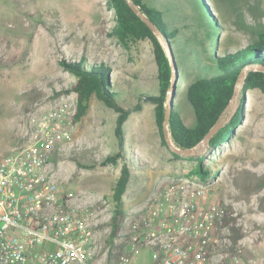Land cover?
Instances as JSON below:
<instances>
[{
  "label": "rangeland",
  "instance_id": "374dc122",
  "mask_svg": "<svg viewBox=\"0 0 264 264\" xmlns=\"http://www.w3.org/2000/svg\"><path fill=\"white\" fill-rule=\"evenodd\" d=\"M144 3L164 11L169 34L178 29L170 48L165 46L174 57V75L179 80L172 95L185 124L194 127L196 117L187 100L189 85L218 71L216 55L237 52L257 40L264 30V0ZM115 24L106 0H0V155L22 145L31 114L62 96H74L76 101L73 93L55 95L74 82L61 67L62 60L86 58L90 64L109 65L112 84L124 94L127 107L136 105L140 95L156 93L157 66L151 43L122 45L109 36ZM236 113L237 128H231L229 141L215 154L207 144H200L193 155L175 158L170 147L161 143L154 105L145 103L125 124V159L118 167L89 169L118 151L117 114L93 97L87 115L73 124L72 144L56 154V171L67 189L102 196L112 210L111 196L121 166L131 164V182L124 196L128 213L160 190L167 179L196 177L209 184L211 202L224 206L225 222L243 264H264V94L251 90L243 98L239 90L221 121L226 125ZM169 140L175 145L170 133ZM199 159L218 172L215 178L205 182L189 174ZM105 228L100 227L99 237H106ZM128 240H117V250L130 252ZM131 253L134 264H153L149 247L139 246Z\"/></svg>",
  "mask_w": 264,
  "mask_h": 264
},
{
  "label": "built area",
  "instance_id": "2783aa9c",
  "mask_svg": "<svg viewBox=\"0 0 264 264\" xmlns=\"http://www.w3.org/2000/svg\"><path fill=\"white\" fill-rule=\"evenodd\" d=\"M75 111L74 96L54 100L29 116L22 145L0 156V264H134L139 246L151 249L153 264L244 263L224 206L196 177L167 179L108 244L110 202L67 189L55 167L56 154L73 142ZM125 238L130 252L117 250Z\"/></svg>",
  "mask_w": 264,
  "mask_h": 264
},
{
  "label": "trees",
  "instance_id": "16d2710c",
  "mask_svg": "<svg viewBox=\"0 0 264 264\" xmlns=\"http://www.w3.org/2000/svg\"><path fill=\"white\" fill-rule=\"evenodd\" d=\"M131 1L153 22L164 36L170 48L171 39L175 37V32L177 33L178 29L175 28L176 31L173 34L167 32L168 24L164 20V11L146 5L144 0ZM106 4L108 9L114 11L116 20V24L109 33V36L116 37L124 46L140 41H149L151 43L154 61L157 66L158 87L156 93L140 95V101L136 105L127 107L124 94L120 95V88L112 84L113 70L109 65L106 63L90 64L86 58H81L78 61H60L61 67L74 78V82L69 88L57 92L55 95L75 94L76 111L72 117L73 124H78L87 115L93 97H96L117 114L115 136L117 138L118 151L107 154L100 161L92 163L87 167L89 169L109 165L118 167L119 163L125 159V124L133 113L143 109V104L145 103L154 105L155 124L161 136V143L164 146H168L164 132V121L169 90L174 80L170 55L157 35L133 12L127 0H106ZM205 6L208 11L207 5ZM210 27L212 28V26ZM215 63L218 68L217 72H213L212 70L207 77L197 79L187 89V100L192 106L196 117L194 127H189L185 124L174 101L175 95L171 101L169 133L171 134L173 143L179 149L188 150L195 148L201 143L205 135L221 120L235 96L239 75L245 67L251 65L264 66V30L260 31L257 34V40L247 47L224 56L216 55ZM175 85V89L178 90L179 80L176 81ZM251 90H259L264 94L263 73L251 72L247 75L240 90L242 97L245 98ZM239 112H242V109ZM238 124V113H236L207 142L209 151L215 154L221 148V145L227 143L231 135V128L235 130ZM172 154L175 158L182 157L173 152ZM130 166L131 164L127 162L122 164L120 174L113 187L111 196V203L113 205L110 220L111 232L107 238V243L111 245L119 237L122 224L128 215L125 209L124 196L131 182L132 172ZM212 168L204 163V159H199L196 168L189 172V174L198 175L201 180L207 182L217 176L218 172H215Z\"/></svg>",
  "mask_w": 264,
  "mask_h": 264
},
{
  "label": "water",
  "instance_id": "95a60500",
  "mask_svg": "<svg viewBox=\"0 0 264 264\" xmlns=\"http://www.w3.org/2000/svg\"><path fill=\"white\" fill-rule=\"evenodd\" d=\"M128 4L130 6V8L133 10V12L135 14H137L141 20L157 35V37L160 39L162 45L165 47L166 46V40L164 38V36L160 33V31L156 28V26L153 24V22H151L147 16L141 12V10L135 6V4L131 1V0H127ZM171 53V50H170ZM170 58H171V62H172V71L174 73V69H175V63H174V57L172 55V53L170 54ZM251 72H260L264 74V66L262 65H251L248 67H245L240 75H239V80H238V86H242L244 83L245 78L247 77V75ZM175 82H176V78L174 75V80H173V84L169 90V99L167 101V110H166V116H165V121H164V132H165V138L166 141L168 143V146L170 147L171 151L175 154H178L180 156H191L194 154L195 152V148L198 146H196L195 148L192 149H179L177 148L175 145H173L170 140H169V120H170V116H171V101L173 100V95L172 93L174 92V87H175ZM239 90H241L237 87L236 93L239 92ZM235 97V96H234ZM234 99V98H233ZM243 112H241L242 114ZM243 117V116H242ZM243 119V118H242ZM224 123L220 120L203 138V140L201 141L200 144L205 145L207 144V142L219 131V129H221L223 127ZM199 144V145H200Z\"/></svg>",
  "mask_w": 264,
  "mask_h": 264
},
{
  "label": "bare ground",
  "instance_id": "6f19581e",
  "mask_svg": "<svg viewBox=\"0 0 264 264\" xmlns=\"http://www.w3.org/2000/svg\"><path fill=\"white\" fill-rule=\"evenodd\" d=\"M240 87H242V86L239 85L238 88L240 89Z\"/></svg>",
  "mask_w": 264,
  "mask_h": 264
},
{
  "label": "crops",
  "instance_id": "0c3cea01",
  "mask_svg": "<svg viewBox=\"0 0 264 264\" xmlns=\"http://www.w3.org/2000/svg\"><path fill=\"white\" fill-rule=\"evenodd\" d=\"M254 264H255V262H254Z\"/></svg>",
  "mask_w": 264,
  "mask_h": 264
}]
</instances>
